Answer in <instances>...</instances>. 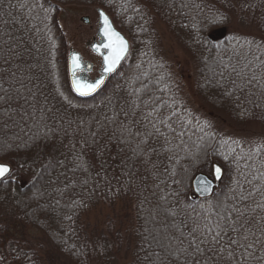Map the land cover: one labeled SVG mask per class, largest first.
I'll return each mask as SVG.
<instances>
[{
    "label": "trees",
    "instance_id": "1",
    "mask_svg": "<svg viewBox=\"0 0 264 264\" xmlns=\"http://www.w3.org/2000/svg\"><path fill=\"white\" fill-rule=\"evenodd\" d=\"M68 5L105 9L131 43L90 97L70 84ZM0 162V264H264V0H0ZM215 165L200 199L192 178Z\"/></svg>",
    "mask_w": 264,
    "mask_h": 264
},
{
    "label": "rangeland",
    "instance_id": "2",
    "mask_svg": "<svg viewBox=\"0 0 264 264\" xmlns=\"http://www.w3.org/2000/svg\"><path fill=\"white\" fill-rule=\"evenodd\" d=\"M94 6H75V5H68L63 7V11L61 14L62 24L67 30V42H68V49L73 48L75 50L80 51L83 58L86 60L91 61L94 64V69L91 73L92 77L97 76V71L100 67V58L96 56L93 52L89 49L88 42H92L95 40L94 32H97V12H95ZM87 15L90 17L93 23L95 22V30L94 32L91 30V27L88 26V23H85L81 20V17ZM91 15H94L91 17ZM161 31L164 35V42L163 46L165 50H167L169 56H176V62L179 63L180 67L182 68V78L180 83L182 84V91L183 95L191 102V104L201 111H209L205 103L198 97L195 91V73L193 72L192 62L189 59V55L181 48V46L177 43L175 38L169 33L167 28L162 26ZM94 37V39H93ZM213 112V111H212ZM212 174V172H208ZM106 211L113 215V210L110 208L104 209V213ZM123 214L120 212L118 218H121ZM97 215L101 216L98 211L89 214V221L92 225L96 224ZM114 223L116 225L119 224L116 218H114Z\"/></svg>",
    "mask_w": 264,
    "mask_h": 264
},
{
    "label": "snow or ice",
    "instance_id": "3",
    "mask_svg": "<svg viewBox=\"0 0 264 264\" xmlns=\"http://www.w3.org/2000/svg\"><path fill=\"white\" fill-rule=\"evenodd\" d=\"M99 16L105 25V27L100 29L101 35H103L106 38V42L103 45H94V47L99 51L100 47H103L108 50V54L104 56V72L110 73L116 70L117 65L120 63V61L125 57V55L128 52V43L127 41L114 29H112L111 25L108 22V18L105 15L103 11L99 12ZM218 20H223V17H218ZM73 64L76 68L81 67L80 65V57L77 54H73ZM104 82V78L101 77L100 79L96 80L94 83H89L87 81H81L79 79H75L73 81V86L76 92H78L82 96L90 95L97 91L98 88L101 87V85ZM92 135L95 137L96 133H92ZM87 143V142H83ZM95 143V141H94ZM11 169L7 163H0V178H3L6 176V174L10 173ZM216 174L219 175L220 168L215 169ZM216 228L219 229L214 235L210 236V240L208 239H201L199 243H197V238L195 235H193V238L191 240V245H195L193 252L195 254H202L204 249L201 248V244L205 243H213L214 245H219L220 240L223 235L227 234V232L232 231L236 232L238 231L236 227H234L233 224L228 223L227 221L223 226L220 224L216 225ZM211 229H207L208 233H211ZM247 237H244V240H246ZM228 243L231 245H239L244 251L247 253V250L252 248V244H241L237 239H231L229 238ZM223 250V249H221ZM249 255L251 253H248ZM229 255H233L232 251H229ZM194 264H198L197 262H194Z\"/></svg>",
    "mask_w": 264,
    "mask_h": 264
},
{
    "label": "water",
    "instance_id": "4",
    "mask_svg": "<svg viewBox=\"0 0 264 264\" xmlns=\"http://www.w3.org/2000/svg\"><path fill=\"white\" fill-rule=\"evenodd\" d=\"M98 15H99V12L100 11H103L105 13V15L107 16L108 18V22L109 24L111 25L112 29H114L116 32H118L128 43V52L127 54L125 55V57L120 61V63L117 65L116 67V70L113 71V72H110V73H105L104 72V56L108 54V50L103 48V47H100L99 51H97V49L94 47V45H103L105 42H106V38L101 35V32H100V29L105 27V25L103 24L100 16L98 17V24H99V27H98V31H97V37L99 39V41H94L91 45V50L99 55L101 57V68L99 69V75L96 77V78H91L90 77V71H92L93 69V63L90 62V61H84L83 58H82V54L76 50H73L72 48L70 49L69 51V54H68V68H69V77H70V84H71V87L73 89V91L81 96V97H90L92 95H94L95 93H97L102 87L103 85L106 83V81L108 80V78L112 75H114L118 70L119 68L121 67L122 63L125 61V59L127 58V56L129 55V52H130V41L129 39L118 29L116 28V26L114 25L111 17L109 16V14L102 8H98ZM82 20L85 22V23H88L90 22L89 20V17L88 16H84L82 17ZM73 54H77L79 55L80 57V65L81 67L79 68H76L73 64ZM101 77L104 78V82L103 84L101 85L100 88L97 89L96 92L90 94V95H87V96H82L80 95L78 92L75 91L74 89V86H73V81L75 79H79L81 81H87L89 83H94L96 80L100 79ZM0 163H5V162H0ZM12 171V166L7 163ZM220 168V173L219 175L216 174V171L215 169L216 168ZM10 171V173H11ZM10 173L6 174L5 177L3 178H0V182L5 179L7 176L10 175ZM222 175H223V171L221 169L220 166H215L214 169H213V174L210 176L206 173H203V172H199L197 173L193 178H192V181H191V187H192V191L194 192V194L200 198V199H208L210 198L217 186H218V182L220 181V179L222 178Z\"/></svg>",
    "mask_w": 264,
    "mask_h": 264
},
{
    "label": "flooded vegetation",
    "instance_id": "5",
    "mask_svg": "<svg viewBox=\"0 0 264 264\" xmlns=\"http://www.w3.org/2000/svg\"><path fill=\"white\" fill-rule=\"evenodd\" d=\"M95 12H96V8H95ZM92 16H94V15H91V17ZM98 17V16H97ZM90 20V22L88 23V26H90L91 27V30L94 32V30H95V22L93 23V21H91V19H89ZM97 22H98V20H97ZM98 28V23H97V27H96V29ZM96 34H97V32H94V35H95V38H96ZM93 39H94V37H93ZM97 41H98V39H96ZM91 43L92 42H88V44H89V49H90V45H91ZM91 51V50H90ZM92 52V51H91ZM97 56V55H96ZM94 69H96L95 67H94Z\"/></svg>",
    "mask_w": 264,
    "mask_h": 264
}]
</instances>
